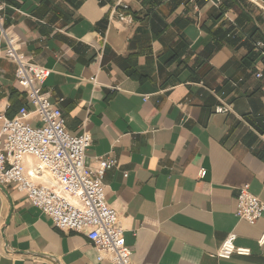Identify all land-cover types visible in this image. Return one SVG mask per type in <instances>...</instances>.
<instances>
[{
  "label": "crops",
  "instance_id": "1",
  "mask_svg": "<svg viewBox=\"0 0 264 264\" xmlns=\"http://www.w3.org/2000/svg\"><path fill=\"white\" fill-rule=\"evenodd\" d=\"M0 3L22 52L50 71L43 92L67 132L91 134L86 164L115 159L106 200L133 264H264V215L255 225L236 217L241 187L264 203V79L255 78L264 72V1ZM5 48L0 31V116L13 119L27 99ZM222 102L230 113H215ZM230 233L250 256L217 258ZM0 264L112 263L8 184L0 185Z\"/></svg>",
  "mask_w": 264,
  "mask_h": 264
},
{
  "label": "built area",
  "instance_id": "2",
  "mask_svg": "<svg viewBox=\"0 0 264 264\" xmlns=\"http://www.w3.org/2000/svg\"><path fill=\"white\" fill-rule=\"evenodd\" d=\"M3 10L4 5L0 3L5 57L17 65L16 77L27 105L13 119L0 116V185L15 184L33 207L52 220L55 229L86 235L98 262L133 264L118 213L106 200L104 177L116 166L115 159L101 158L96 168L86 164V154L92 145L91 134L87 130L79 135L67 132L62 111L43 92L50 71L33 63L22 52V43L5 28ZM118 16L124 17L123 14ZM257 49H264V42H259ZM255 78L264 79V72L256 73ZM2 110L0 101V112ZM231 111L232 106L223 102L215 109L219 115ZM32 116L39 123L36 127L29 124ZM27 159L35 161L29 168L25 165ZM206 175L205 170L199 173L200 179ZM263 215L264 203L249 192L248 185L241 187L236 217L255 225ZM236 240L237 235L230 233L218 250L217 258L250 256V249L237 247ZM258 243L264 245V235Z\"/></svg>",
  "mask_w": 264,
  "mask_h": 264
},
{
  "label": "rangeland",
  "instance_id": "3",
  "mask_svg": "<svg viewBox=\"0 0 264 264\" xmlns=\"http://www.w3.org/2000/svg\"><path fill=\"white\" fill-rule=\"evenodd\" d=\"M257 1V0H256ZM260 3V2H259ZM37 125H34V127H36Z\"/></svg>",
  "mask_w": 264,
  "mask_h": 264
},
{
  "label": "water",
  "instance_id": "4",
  "mask_svg": "<svg viewBox=\"0 0 264 264\" xmlns=\"http://www.w3.org/2000/svg\"><path fill=\"white\" fill-rule=\"evenodd\" d=\"M261 1H264V0H261Z\"/></svg>",
  "mask_w": 264,
  "mask_h": 264
}]
</instances>
